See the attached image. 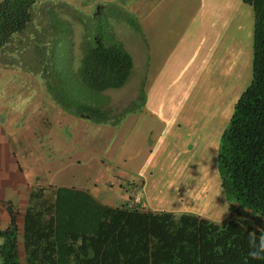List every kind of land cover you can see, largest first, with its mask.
Returning <instances> with one entry per match:
<instances>
[{"label":"trees","instance_id":"16d2710c","mask_svg":"<svg viewBox=\"0 0 264 264\" xmlns=\"http://www.w3.org/2000/svg\"><path fill=\"white\" fill-rule=\"evenodd\" d=\"M243 1L254 8L252 79L222 133L217 165L229 217L217 222L140 203L110 206L75 187H33L24 214V260L17 213L8 204L0 264H264L249 256L248 242L250 234H264V0ZM59 3L0 2V65L43 71L47 91L62 110L118 125L131 110L115 114L105 92L126 83L133 58L122 43L94 32L95 25L91 29V15L84 21L79 8L65 10L66 2ZM73 19L83 21L84 34L78 63L68 67L59 55L73 46L66 38Z\"/></svg>","mask_w":264,"mask_h":264},{"label":"crops","instance_id":"0c3cea01","mask_svg":"<svg viewBox=\"0 0 264 264\" xmlns=\"http://www.w3.org/2000/svg\"><path fill=\"white\" fill-rule=\"evenodd\" d=\"M129 1L134 3L135 14L133 24L135 38L131 54L134 67L130 76H133L135 86H138V80L144 82L142 90L147 92L145 94L147 100L144 101L142 109H137L133 111V114L126 115L123 122L124 139L117 145V153L120 150L122 154H124V148L129 144L130 136L134 133L138 122L146 113L155 121L151 124L150 129H154L156 132L159 129L174 131L184 128L190 134L200 130L201 127L193 130L189 128L188 124L183 125L184 121L198 122L199 118L195 114L200 112V109L207 110L208 113L210 111L206 97L199 95L198 76L204 69L214 73L215 70L236 67V48L228 52L226 45L232 34L235 35L234 40L237 41V34L232 31L231 25L233 22L235 30L237 27L241 29L243 18L238 9L245 11L246 8L243 4H247L243 0ZM135 33H137L136 36ZM250 61L252 65L253 50ZM178 73L181 76L176 79L179 76ZM233 84L235 83L230 80L229 85L225 87ZM176 86H180L181 89L175 100L162 97L166 89ZM224 92L223 90L220 97L225 96ZM234 100L235 98L232 102ZM40 109L38 123H31L29 128L23 124V118L21 119L19 116L9 118L12 125L10 123L4 125L0 122V228H6L10 223L7 207L8 204H11L17 213L20 250H23L24 214L29 206L31 189L40 186L77 188L78 185L68 186L48 180L46 174H51L56 165L64 164L70 167L74 165L76 168L80 167L83 161L90 162L85 151L91 147L89 138L94 132L98 130V132H106L111 135L114 131L118 132L121 129L120 124L94 123L68 113L60 107L47 108V113L42 108ZM41 116H43L42 119ZM226 117H228V112ZM147 126L150 125L147 124ZM224 128L225 126L217 131L219 138L226 129ZM204 130H206V124L203 125ZM147 136L150 134L147 133ZM218 136L215 135L212 143L215 147L219 146ZM157 140L158 138L155 136L154 139L146 142L147 150L149 148L150 152H155L153 147ZM34 146H37L38 149L34 150ZM39 154L40 160L37 159ZM125 156L122 155L121 158L118 155L116 164L108 161L103 165L106 166L105 169L101 168L103 167L101 163L104 161H100L99 173L104 176L105 186L98 188L96 183V186L93 187L96 194L102 195L103 203L110 206L122 204L133 206L135 203H140L145 209L167 210L165 209L168 203L166 200L162 202L155 194L152 196L150 193L145 195L143 193L144 188L150 190V185L153 186L150 191L153 192V189L156 191L160 184L159 179L162 177L155 175L148 177V174L146 178H141V181L136 179L138 178L136 177L137 173L144 169L135 167L134 162L131 159H125ZM141 161L144 162V160ZM217 165V163L216 165H207L210 169L208 170L210 176L213 174L211 180H207L208 175L203 173L199 179L198 173H200L201 167L195 166L196 172L193 173L185 171L184 168L180 173V170L176 169L174 171L175 179L168 180L166 183H169L168 185H171L172 188H176L177 185H173L175 181L191 175L196 181L195 184L201 185L205 189V191L203 188L201 189V192H204L201 194L206 196L205 200L207 201V194L212 190L211 181L216 180L217 183L220 181L216 187L221 185ZM114 169L117 171L115 172ZM105 170L110 173L106 174ZM177 177L179 178L177 179ZM92 183H87L89 186L84 190L91 193L90 185ZM113 184L116 189L111 190L110 186ZM185 191L187 189H183L182 194H185ZM192 197L188 206L193 204L196 199L201 201L204 198H196L195 194ZM156 200L163 204L156 203ZM218 201L219 197H215V202ZM229 205L227 197V211H229ZM152 206L157 208H150ZM194 208L198 210L197 214L207 216L205 214L207 206L204 204ZM227 215L228 212L225 213V216Z\"/></svg>","mask_w":264,"mask_h":264},{"label":"rangeland","instance_id":"374dc122","mask_svg":"<svg viewBox=\"0 0 264 264\" xmlns=\"http://www.w3.org/2000/svg\"><path fill=\"white\" fill-rule=\"evenodd\" d=\"M1 1L2 0H0V2ZM47 1H52L54 3H59L60 1L66 2L67 6L64 8L65 10H68L70 6L79 8V10L83 12L81 14H83L82 17L84 21L86 20V16L91 15V29L93 25L96 26L94 32H99L102 37L104 36L105 39L109 41L116 40L122 43L124 48L132 54L134 45L133 39L135 38L133 36V24L135 19L134 3H131L129 0ZM100 6H103L104 10H99ZM243 6L246 8L245 11L240 8L238 9L243 18L241 29L237 27L235 30L233 22L231 25L232 31L237 34V41L234 40L235 35L232 34L230 35L231 37L228 38L226 45L228 52L236 48V67L232 66L231 69L227 67L219 71L215 70L213 71L214 73L204 69L198 76V92L199 95H202L204 98L206 97L210 114L207 110L202 111L200 109V112L195 114V116L199 118L198 122L191 120L184 121L183 123V125L188 124L189 128L193 130L201 127L198 132L189 134L188 130L184 128L174 131L159 129L158 132H156L154 129H150L154 120L146 113L138 122L134 133L131 134L129 144L124 148V154H122L120 150L119 153H117V145L124 139L123 122L126 115L133 114V111L137 109H142L144 107V101L147 100L145 96L147 92L142 90L144 82L138 80V86H135L134 78L130 76L123 86L111 88L105 92V95L109 97V107L114 110L115 114L117 112L120 115L126 113V109L131 110L127 112L125 116L120 117V119L122 118L119 123L121 125L120 131H114L111 135L106 132H98V130L94 132L89 138L91 147L85 151V155L90 159V162L83 161L82 165L76 168H74V165L73 167L64 164L60 166L56 165L51 174H46L48 180L67 184L68 186L78 185L77 189L83 188V190L89 186L87 183L93 182L90 185L91 194L98 202L103 203L101 200L102 195L98 196L93 188L96 186V183L98 184V188H101L103 185L105 186L103 181L104 176L99 173V163L103 160L104 163H101V166L108 163V161L116 164L118 155L121 158L122 155H126L125 159H131L135 167L144 169L137 173L136 177L138 178L136 179H140L141 181V178H146L148 174V177L151 175L162 177V179H159L160 184L157 186L156 191H154L155 189H153V192L150 191L153 187L150 185V190L144 188L143 193L144 195L150 193L152 196L155 194L162 202L166 200L168 203L167 208H165L167 210L165 211L176 210L174 211L176 213H198V210L194 207H201L204 204V206H207V208H205L206 217L217 222H222L227 219L229 216V211H227L226 207L227 194L224 189L221 188V185L220 187H216L220 184V181L219 183H217L216 180L211 181L212 190L207 194V201L205 200L206 196L201 194L204 193L201 192L203 186L195 184L196 181L191 175L180 179L177 177L178 181L173 183V185H177L176 188H172L171 185L169 186V183L166 182L175 179L174 171L176 169H179L180 173L182 168L189 173H193L196 172L195 166L201 167L200 173H198L199 179L202 177V173L208 175L207 180L212 179L213 174L210 176L208 171L210 169L207 165L218 164L220 138L217 131L224 126L225 128L228 127L231 115L234 111L235 102L250 84L252 78L250 56L253 50L254 8L250 4H243ZM115 14L118 16H115ZM61 16H68V13H62ZM72 21L73 25L71 30L67 33L66 38L71 40L73 46L70 48L71 51L67 50L62 52L61 55H59V60L63 62V65H65V63L67 65L69 62L71 66H75L78 63L80 42L84 34V24L83 21L79 19H73ZM136 35L137 33H135V36ZM68 67H66L67 71L71 70ZM178 74L179 76L176 79L181 76L180 73ZM211 75H213V77H211ZM230 80L235 84L225 87L229 85ZM180 89V86L166 89L162 97H169L175 100ZM223 90L225 91V96L220 97ZM234 98L235 100L232 102ZM51 99L50 92L47 91V85L43 79V71H36V68L35 71H24L23 68L18 65H14V67L10 66V68L0 65V122L2 124L5 125L6 123H10V125H12L9 118L19 116V118H23V124L29 128L31 123H38L40 108L47 113V108L53 109L60 107L56 101ZM197 99L199 100L200 98ZM129 105L132 108L129 107ZM227 112L228 117H226ZM137 113L139 112L137 111ZM42 118L43 116H41V119ZM147 124L150 126L148 127ZM204 124H206V130L203 131ZM147 133H149L150 136H147ZM215 135L218 136V148L212 144ZM155 136L158 138L153 147L155 152H150L149 148L147 150L146 142L154 139ZM118 138H120V140H118ZM187 144L189 145L187 146ZM33 148L34 150L38 149L37 146ZM37 159H41L40 154ZM141 160H144V162ZM101 168L105 169L106 166ZM116 169H114L115 172L117 171ZM105 173L108 174L110 172L105 170ZM114 185L115 184L110 186L111 190L116 189ZM183 189H187V191L184 192L185 194H182ZM194 194L196 198L204 197L202 199L203 201H198L196 199L193 204L188 206L190 198H193L192 196ZM215 197H219L218 202H215ZM162 202L156 200V203ZM111 203H113V201H111ZM181 207L183 208L180 209ZM150 208L155 209L157 207L152 206ZM227 212L228 215L225 216ZM21 256L24 260L23 250H21ZM23 264L25 263L23 262Z\"/></svg>","mask_w":264,"mask_h":264},{"label":"clouds","instance_id":"9594fccd","mask_svg":"<svg viewBox=\"0 0 264 264\" xmlns=\"http://www.w3.org/2000/svg\"><path fill=\"white\" fill-rule=\"evenodd\" d=\"M135 205H137L135 203ZM249 256L253 259H264V234L257 238L254 234L249 235Z\"/></svg>","mask_w":264,"mask_h":264}]
</instances>
